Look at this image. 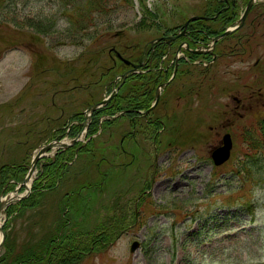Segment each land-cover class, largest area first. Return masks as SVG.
Listing matches in <instances>:
<instances>
[{
	"label": "rangeland",
	"instance_id": "1",
	"mask_svg": "<svg viewBox=\"0 0 264 264\" xmlns=\"http://www.w3.org/2000/svg\"><path fill=\"white\" fill-rule=\"evenodd\" d=\"M194 1L109 0L90 15L87 8L98 5L99 0H0V167L13 160L11 163L21 162L24 156L30 159L34 154L31 149L41 139L37 130L61 125L58 121L48 122L46 116L53 120L59 111L72 113L85 109L90 92L98 93V88L88 81L89 76L93 77L94 68L98 67V77H101V71L113 65V49L129 58L133 56V46L140 47L161 34L158 19L151 17L148 9H154L166 27L179 26L186 16L193 14ZM165 12H171L172 19H166ZM82 25L84 29L80 30ZM173 58L171 54L167 60ZM36 60H44L39 70L52 71L39 81L38 73L34 72ZM252 64L250 61L247 65ZM71 65L75 66L76 74L83 70L79 77L84 78L83 85L90 92L66 93L76 85L68 83ZM263 73L264 64L244 77L249 86L242 92L246 99L252 90L264 88ZM99 88L101 99L108 96L103 91L107 88L105 84ZM40 93L41 107L35 110L31 101ZM237 94L232 92L220 103L228 102L233 108ZM164 109L168 119L156 178L160 185L155 190L151 187L139 206L136 224L135 203L150 188L154 175L152 143L148 141L143 144L145 153L150 151L151 160L147 157V165L146 158L139 173L146 180L142 176L138 184L135 176L144 153L136 144L127 142L125 148L135 159L128 167L119 166L126 157L115 159L119 167H110L108 186L104 193H96V203L93 202L95 191L84 190L81 200L76 202L79 212L72 211L74 216L70 215L74 226L65 230L61 244L55 248L58 251L53 254L54 261L71 249L89 248L92 235L100 232L101 224L105 223L120 229L130 228L112 245L85 252L79 264H264V154L251 152L243 141L244 133L254 132L263 123L259 109H249L243 119L232 114L228 117L219 103L213 107V98L209 101L206 95L196 98L192 109L186 110L184 103L173 98L167 99ZM225 125L234 138L233 156L225 166L212 167L207 162L208 151L217 142L211 136L216 138ZM129 127L124 122L120 131L127 133ZM107 129L102 141L95 145L98 153L113 145V138L108 140L110 127ZM44 136L43 142L47 139ZM176 136L179 138L175 139ZM90 158L89 154L83 155L77 171L64 172L55 192L43 190L49 188L50 181H57L60 171L42 180L34 198L36 202L39 198L37 209L31 210L29 204L21 207L15 204L11 214L0 216L3 230L9 224V250L0 248V261L5 259L0 264H13L14 258L22 254L45 258L49 242L59 237L62 228L59 205L64 193L77 191L89 177L90 181L98 179L95 169L98 159L90 165L87 163ZM255 160L259 161L258 167L253 166ZM22 178L23 174L1 177L0 200L5 180L21 181ZM88 228L91 234L86 235ZM117 230L107 234L110 241ZM2 238L0 234V242ZM134 241L141 243L135 254L130 252ZM48 260L47 257L37 264H48Z\"/></svg>",
	"mask_w": 264,
	"mask_h": 264
},
{
	"label": "flooded vegetation",
	"instance_id": "2",
	"mask_svg": "<svg viewBox=\"0 0 264 264\" xmlns=\"http://www.w3.org/2000/svg\"><path fill=\"white\" fill-rule=\"evenodd\" d=\"M251 0H206L201 7V12L195 16L202 19L194 21L187 29L184 40L177 45L175 54L182 50L183 43L191 46L190 57L186 60L179 59L178 67L193 66L201 67V73H179L177 82V93L184 90L188 95L199 96L207 92L215 96V92L227 93L230 91V85L226 81L227 76H233L241 80L245 74L244 66L249 60H256L254 67H257L264 60V22L261 21L264 15V0L256 1L243 25L240 29L226 38H222L215 43V38L225 33V31L234 26L242 16L248 3ZM250 71L253 68H248ZM184 70V69H183ZM168 71V69H167ZM165 70V72H167ZM262 89L254 97H262ZM181 99V97H180ZM236 106L230 112L238 114L239 110L245 111L243 99L234 97ZM260 99H255L254 103L259 106ZM225 107L229 108V104ZM264 108V103H263ZM228 113V111H226ZM239 117H243L238 114ZM162 120H159L161 122ZM129 122L131 130L129 136H143L142 130L144 122L147 126H154L158 121L152 122L141 111L134 106L131 110ZM139 123V124H138ZM139 127V129H138ZM124 141V138L122 139Z\"/></svg>",
	"mask_w": 264,
	"mask_h": 264
},
{
	"label": "water",
	"instance_id": "3",
	"mask_svg": "<svg viewBox=\"0 0 264 264\" xmlns=\"http://www.w3.org/2000/svg\"><path fill=\"white\" fill-rule=\"evenodd\" d=\"M126 76H127V74L125 75V77H126ZM106 103H107V101H103L101 105H104V104H106ZM98 107H99V105L94 106L93 108L90 109V111L93 112V111H94L95 109H97ZM76 141H77V139L74 141V143H75ZM53 145H54V144H50V145H48V146H46V147H44V148H42V149L40 150V152L37 154V156H36V157L34 158V160H33V163H32V165H31L30 171H29L28 176H27L25 182L23 183V185H25V184L30 180V178L32 177V175L34 174L39 159L42 157V155H43L45 152H47L48 150H50V149L53 147ZM61 146H63V147H68V146L65 145V144H63V145H61ZM231 147H232L231 141H230L229 139H227V141H226V143H225V147H224L225 149H223V152L225 151V152H224V157L221 159L222 161H221V160H219V161L216 160V163H217V164L223 163L224 161H226V160L229 158ZM3 207H4V204H1V205H0V211L3 209ZM136 247H137V244L133 246V249H136Z\"/></svg>",
	"mask_w": 264,
	"mask_h": 264
},
{
	"label": "trees",
	"instance_id": "4",
	"mask_svg": "<svg viewBox=\"0 0 264 264\" xmlns=\"http://www.w3.org/2000/svg\"><path fill=\"white\" fill-rule=\"evenodd\" d=\"M127 91V84L125 85L124 87V91ZM113 110H114V107L109 105L108 107L104 108L103 110H100L96 113V116H95V119H94V122L93 124L91 125L90 127V134H94L97 129H98V126H99V117L102 115V114H113ZM25 170L22 169V173L24 174ZM48 172V170H45L44 174L42 176H47L46 173ZM6 174L9 173V171H6L5 172ZM35 186H37V183L35 184Z\"/></svg>",
	"mask_w": 264,
	"mask_h": 264
},
{
	"label": "bare ground",
	"instance_id": "5",
	"mask_svg": "<svg viewBox=\"0 0 264 264\" xmlns=\"http://www.w3.org/2000/svg\"><path fill=\"white\" fill-rule=\"evenodd\" d=\"M30 185H31V182L28 183V187H30ZM11 196L14 197L15 195L12 194ZM18 199H19V198H14V199L11 200L10 198H8L6 201H7V202H11V201L16 202ZM0 225H1V222H0Z\"/></svg>",
	"mask_w": 264,
	"mask_h": 264
}]
</instances>
